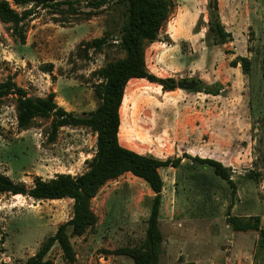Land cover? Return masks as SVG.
Instances as JSON below:
<instances>
[{
    "label": "rangeland",
    "instance_id": "374dc122",
    "mask_svg": "<svg viewBox=\"0 0 264 264\" xmlns=\"http://www.w3.org/2000/svg\"><path fill=\"white\" fill-rule=\"evenodd\" d=\"M79 1L77 16L65 14L69 23H54L48 11L38 9L26 22L24 44L0 23V80L13 77L29 96L53 91L58 105L83 116L97 104L93 89L101 79L93 72L123 52L114 41L112 6L88 18L87 0ZM218 4L219 21L230 34L225 43L209 30L208 0H177L185 27L176 23L174 7L157 39L145 47L149 70L192 86L168 91L133 78L119 109L123 146L159 159L181 158L176 167L159 168L160 264H264L259 233L234 231L226 222L228 215L255 214L264 228V0ZM106 30L114 34L100 53L75 55L80 41ZM49 63L51 74L42 70ZM50 123L51 118L38 117L19 128L14 96L3 98L0 173L26 187L35 177L83 173L95 152L96 134L77 126L52 135ZM193 157L221 162L234 189ZM249 175L259 177L254 181ZM153 195L130 172L107 181L90 201L95 224L70 237L73 262L63 258L57 244L47 257L53 264H134L116 250L144 240ZM72 202L0 193V264H23L71 217Z\"/></svg>",
    "mask_w": 264,
    "mask_h": 264
},
{
    "label": "trees",
    "instance_id": "16d2710c",
    "mask_svg": "<svg viewBox=\"0 0 264 264\" xmlns=\"http://www.w3.org/2000/svg\"><path fill=\"white\" fill-rule=\"evenodd\" d=\"M79 0H0V23L5 24L10 36L20 44L26 42V22L36 15L38 9L48 11L54 23H69V14L77 16ZM88 18L105 6H112L116 18L114 23L115 40L123 56L106 62L93 73L100 82L94 86L95 109L86 115L78 116L57 104L55 92L49 91L44 96H29L26 90L16 84L13 77L0 80V103L3 98L13 95L17 126L28 128L35 118H51L50 128L54 135L61 127H87L96 134L95 152L87 162V169L78 175L56 173L53 178L35 177L31 187L23 182H14L7 175L0 173V193L25 195L36 200L72 199L71 217L57 226L54 234L47 237L38 250L28 257L23 264H53L47 257L49 250L57 244L67 262H73L74 250L71 236L82 235L87 228L94 225V215L90 201L100 188L125 172H130L143 179L153 197L149 216L146 220L144 240L135 247H125L116 253L127 255L134 264H160L163 235L159 227V210L163 181L159 168L176 167L181 158L159 159L128 149L119 141L120 113L124 91L127 83L133 79H146L160 85L163 90L178 87L173 77L161 78L148 72L145 63V47L153 42L175 7L173 0H87ZM209 30L218 43L230 39V34L219 21L218 0H208ZM61 15L62 18H57ZM87 18V19H88ZM117 24V25H116ZM113 31H105L100 37L79 42L75 55L88 58L89 51L100 53ZM72 57V56H70ZM70 59V58H69ZM246 63L247 61L244 60ZM53 65H43L42 70L51 74ZM264 75V72H263ZM196 90H199L196 88ZM194 161L212 167L214 173L226 181L233 189L234 181L229 170L221 162L210 158L193 157ZM257 181L258 175H249ZM226 222L234 231H255L260 235V246L264 251V228L260 216L228 215ZM186 264H194L188 262Z\"/></svg>",
    "mask_w": 264,
    "mask_h": 264
},
{
    "label": "crops",
    "instance_id": "0c3cea01",
    "mask_svg": "<svg viewBox=\"0 0 264 264\" xmlns=\"http://www.w3.org/2000/svg\"><path fill=\"white\" fill-rule=\"evenodd\" d=\"M174 2H175V9L176 10H178V12L176 13V17L178 18H176L177 20H176V23L179 25V27H185L184 26V23H185V18H186V16L183 14V13H181V11L179 10V8L177 7V0H173ZM192 5V4H191ZM218 6H219V4H218ZM170 16V15H169ZM169 18V17H168ZM168 21V19L165 21V23ZM198 21V20H197ZM197 21H196V23L195 24H197ZM192 23V22H191ZM194 24V25H195ZM186 26L189 28L190 27V25L189 24H186ZM160 31V30H159ZM157 39V38H156ZM155 39V40H156ZM154 40V41H155ZM147 56H146V52H145V63H146V68H147V70H148V72H150V73H152V74H154L155 76H157V77H160V76H158L157 75V73H156V71H153V70H149L148 68H149V66H148V63H147ZM154 58V57H153ZM153 58H151V60H153ZM154 61H155V59H154ZM150 64H151V62H149ZM169 77H172V76H169ZM174 78V77H173ZM175 79V78H174ZM176 80V79H175ZM151 83V82H150ZM156 84V83H155ZM169 91H172V90H169ZM119 141H120V139H119ZM122 145V144H121ZM123 146V145H122ZM124 147H126V148H128L127 146H124ZM128 149H131V148H128ZM131 150H133V149H131ZM135 151V150H134ZM137 152V151H136ZM232 215H234V216H255V214L254 215H251V214H249V215H246V214H242V215H236V214H232ZM239 232V231H238Z\"/></svg>",
    "mask_w": 264,
    "mask_h": 264
},
{
    "label": "water",
    "instance_id": "95a60500",
    "mask_svg": "<svg viewBox=\"0 0 264 264\" xmlns=\"http://www.w3.org/2000/svg\"><path fill=\"white\" fill-rule=\"evenodd\" d=\"M177 85L179 87H187V88L192 86V84L190 82H186V81H184V82H178Z\"/></svg>",
    "mask_w": 264,
    "mask_h": 264
},
{
    "label": "bare ground",
    "instance_id": "6f19581e",
    "mask_svg": "<svg viewBox=\"0 0 264 264\" xmlns=\"http://www.w3.org/2000/svg\"><path fill=\"white\" fill-rule=\"evenodd\" d=\"M16 196H20V194H16Z\"/></svg>",
    "mask_w": 264,
    "mask_h": 264
}]
</instances>
